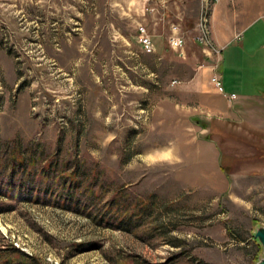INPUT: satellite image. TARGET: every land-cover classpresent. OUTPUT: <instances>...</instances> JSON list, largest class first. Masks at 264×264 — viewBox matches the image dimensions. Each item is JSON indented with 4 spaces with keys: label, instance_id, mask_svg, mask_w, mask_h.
I'll return each mask as SVG.
<instances>
[{
    "label": "rangeland",
    "instance_id": "obj_1",
    "mask_svg": "<svg viewBox=\"0 0 264 264\" xmlns=\"http://www.w3.org/2000/svg\"><path fill=\"white\" fill-rule=\"evenodd\" d=\"M203 1L0 0V264L262 257L264 103L239 106L211 84L221 47L216 4L215 52L196 40ZM234 47L222 54L227 79L263 56ZM35 175L40 196L54 191L46 202L26 198ZM70 181L86 212L54 204ZM107 211L115 224L96 218Z\"/></svg>",
    "mask_w": 264,
    "mask_h": 264
},
{
    "label": "crops",
    "instance_id": "obj_2",
    "mask_svg": "<svg viewBox=\"0 0 264 264\" xmlns=\"http://www.w3.org/2000/svg\"><path fill=\"white\" fill-rule=\"evenodd\" d=\"M234 6L236 8L232 9L226 0H220L212 9L213 40L217 46L221 47L219 58L212 70L221 80L222 95L228 98L230 95L235 96L234 100L230 99L232 102L239 104V106L249 103L253 99L264 103V0H238ZM234 44H239L241 50L252 54L263 52V56L252 58L249 66H246L245 77H241L242 72L237 69L238 67L231 65V69L228 68V75L232 77L227 79L225 70L222 69L224 62L222 54L235 48ZM235 50L233 54L240 51ZM233 54L230 55L234 56ZM246 83L249 85L261 84V89L257 92L261 96L244 93L237 96V92L233 91L235 85L237 90H240L241 85ZM225 87L228 89L227 92ZM239 99H241L240 102H238Z\"/></svg>",
    "mask_w": 264,
    "mask_h": 264
},
{
    "label": "built area",
    "instance_id": "obj_3",
    "mask_svg": "<svg viewBox=\"0 0 264 264\" xmlns=\"http://www.w3.org/2000/svg\"><path fill=\"white\" fill-rule=\"evenodd\" d=\"M204 7L202 9V13L199 18V23L197 24L198 28V36L197 41L202 44L206 50L214 51L215 48L211 43L210 39V26H209V15H210V7L212 4H217L220 0H204ZM139 44L143 52L147 54H151L155 52L154 44L149 36V34L145 31V29H140L139 36H138ZM169 45L174 50L182 49L185 45V40L182 37L174 36L171 37L169 41ZM217 52V51H216ZM219 53V52H217ZM211 84L217 89L220 93L223 94V87L221 84V80L216 73H213L211 76ZM230 99H235L234 95H230Z\"/></svg>",
    "mask_w": 264,
    "mask_h": 264
},
{
    "label": "trees",
    "instance_id": "obj_4",
    "mask_svg": "<svg viewBox=\"0 0 264 264\" xmlns=\"http://www.w3.org/2000/svg\"><path fill=\"white\" fill-rule=\"evenodd\" d=\"M36 176L37 175L33 176L32 182L35 183V181H36V184H37V182L39 183L40 178H37ZM65 184L66 183L64 182L62 190H60V192L57 195H55L56 196L55 202L56 201L58 202V203H54L55 205L59 204V206H61L65 210H68V209L71 210L72 209L75 212H78V211L79 212H86L88 209L91 208V207H89V201L88 202H81L80 201L81 196L84 195V191L80 190V184L79 183H76L74 181H70V184L68 186H65ZM29 185L31 186V184H29ZM39 187H40V184L35 185L34 188L32 185L33 189L27 190L26 198H33V200H35V201L46 202L47 199H50L52 197V195L54 193L53 190H50L51 192H48V194H49V195L47 194L48 196H45L44 194L40 196L38 193ZM19 192L20 191H18L17 197L20 196ZM9 196H11V195H9ZM45 198H47V199H45ZM93 210L94 209L92 208V211ZM110 210H112V206H110L108 211H110ZM108 211L105 214H103V213L99 214V212H98L96 218L99 219V222H103L105 225H109L112 223L115 224V222H112L111 218L109 216H107ZM88 214H91L90 210L88 211ZM119 224H121V223H118L117 226H120Z\"/></svg>",
    "mask_w": 264,
    "mask_h": 264
},
{
    "label": "water",
    "instance_id": "obj_5",
    "mask_svg": "<svg viewBox=\"0 0 264 264\" xmlns=\"http://www.w3.org/2000/svg\"><path fill=\"white\" fill-rule=\"evenodd\" d=\"M254 240L258 243L262 250V257H260L255 264H264V227H256L253 235Z\"/></svg>",
    "mask_w": 264,
    "mask_h": 264
}]
</instances>
